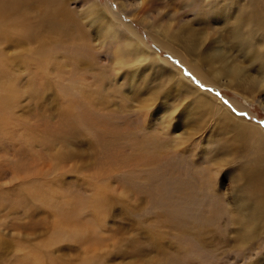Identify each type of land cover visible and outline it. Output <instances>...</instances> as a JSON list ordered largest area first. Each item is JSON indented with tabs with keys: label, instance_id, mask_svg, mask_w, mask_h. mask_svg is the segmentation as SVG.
<instances>
[{
	"label": "rangeland",
	"instance_id": "obj_1",
	"mask_svg": "<svg viewBox=\"0 0 264 264\" xmlns=\"http://www.w3.org/2000/svg\"><path fill=\"white\" fill-rule=\"evenodd\" d=\"M132 1L0 0V264H264L261 217L226 210L240 204L238 158L260 156L264 174L261 136L223 159L234 133L174 91L152 51L262 132L264 91L258 102L203 84L183 62L209 70L199 58L158 45L156 21L206 32L203 0Z\"/></svg>",
	"mask_w": 264,
	"mask_h": 264
},
{
	"label": "bare ground",
	"instance_id": "obj_2",
	"mask_svg": "<svg viewBox=\"0 0 264 264\" xmlns=\"http://www.w3.org/2000/svg\"><path fill=\"white\" fill-rule=\"evenodd\" d=\"M145 2L146 0H133L131 5L133 8L139 7L143 9L146 5ZM201 4V9H199L202 14L200 15L204 19L202 20L203 24L206 23V32L198 31L191 23L186 24L182 23V21L180 26L174 28L165 26L164 22L158 23L156 21L153 26L159 29L157 31H160V35L167 38V42H159L158 45L179 57V52L177 51V53L173 46V44H179L186 50L187 54L199 58L209 70L205 69L204 71L202 68H196L191 62L184 60L183 62L191 67L192 72L203 84L210 83L216 87L220 86L221 83L219 82L222 81L243 97L249 94L252 95L254 100L262 102L259 94L264 91V12L260 10L259 6L260 4L264 6V0H203ZM95 10H98V7ZM113 29L115 30V28ZM217 32L222 34L218 35ZM125 37L129 41L126 44L127 46H131L133 42L136 44L134 37L129 35V31ZM198 37L199 40H197ZM210 45H213V47L211 48ZM134 49L137 50L138 48L134 47ZM142 49H147V47L143 45ZM228 50L230 55L227 53ZM233 51L247 56L249 63L244 66L236 63L235 57H231ZM140 55L143 56L144 54L140 53ZM152 56L151 67L153 66V68H159L169 73L167 74L169 75L168 80L174 87V91H185L188 98L191 96L190 94L195 95L192 102H198L197 104L201 106V109L209 111H207L209 115H215V117L219 115L220 120L223 121V125L227 129V133H234L232 136L226 137L225 143L223 142L225 145L220 155L223 159L224 157L226 159L238 158L236 156L240 152L239 146L242 141H249L250 137L257 133L262 139H257L256 142H264V137H262L264 131L262 132L259 126L249 120L238 117L235 112L222 104L210 91L207 92L203 90V87L199 88L198 85L191 82L184 73L183 66L172 64L170 60L155 51H152ZM213 58H217V62ZM206 61L209 62V65L206 64ZM250 70L255 71V73L250 72ZM135 73L136 71H134ZM209 75L214 78L209 79ZM253 148L255 149L254 151L258 152L256 145ZM260 161V156L247 161H241L238 158V165L231 181L235 180L241 185L236 190V193L240 196V204L229 200L231 208L229 209L228 207L226 210L235 212L246 211L250 213L246 215L247 221L249 219L257 220V218L261 217L264 223L263 194L259 192L261 190H259V187L264 184V174H262L260 169ZM213 183L215 184V179ZM224 208L222 207V210ZM241 219L244 220L243 217ZM238 223L241 226L237 231L240 240L238 247L246 249L249 240L253 237L252 228H248L244 221L238 220ZM197 233L194 235L195 239L199 242H204L203 238H206L208 233L203 229Z\"/></svg>",
	"mask_w": 264,
	"mask_h": 264
}]
</instances>
